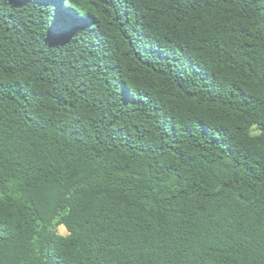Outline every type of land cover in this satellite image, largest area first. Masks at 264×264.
Wrapping results in <instances>:
<instances>
[{
    "label": "trees",
    "instance_id": "16d2710c",
    "mask_svg": "<svg viewBox=\"0 0 264 264\" xmlns=\"http://www.w3.org/2000/svg\"><path fill=\"white\" fill-rule=\"evenodd\" d=\"M0 264H264V0H0Z\"/></svg>",
    "mask_w": 264,
    "mask_h": 264
},
{
    "label": "rangeland",
    "instance_id": "374dc122",
    "mask_svg": "<svg viewBox=\"0 0 264 264\" xmlns=\"http://www.w3.org/2000/svg\"><path fill=\"white\" fill-rule=\"evenodd\" d=\"M59 233L65 234V230L62 227H59Z\"/></svg>",
    "mask_w": 264,
    "mask_h": 264
},
{
    "label": "clouds",
    "instance_id": "9594fccd",
    "mask_svg": "<svg viewBox=\"0 0 264 264\" xmlns=\"http://www.w3.org/2000/svg\"><path fill=\"white\" fill-rule=\"evenodd\" d=\"M257 134H259V133H257Z\"/></svg>",
    "mask_w": 264,
    "mask_h": 264
}]
</instances>
